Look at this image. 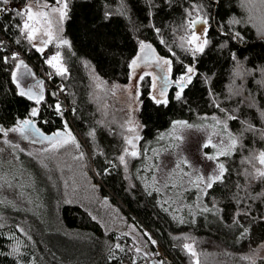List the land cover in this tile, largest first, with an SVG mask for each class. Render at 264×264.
I'll use <instances>...</instances> for the list:
<instances>
[{"label": "trees", "instance_id": "trees-1", "mask_svg": "<svg viewBox=\"0 0 264 264\" xmlns=\"http://www.w3.org/2000/svg\"><path fill=\"white\" fill-rule=\"evenodd\" d=\"M28 2L55 5V0L0 3L7 9L0 11V127L30 120L53 136L65 132L66 123L79 148L69 143L44 160L16 151L32 186L21 187L28 197L21 204L0 199V264H264V258L252 260L264 247V180L252 175L261 166L252 157L264 151V139L259 132L243 131L247 124L241 123L264 129V0H67L64 75L21 33L23 21L16 12ZM201 16L209 43L193 57L181 38L195 30L188 22ZM141 41L172 61L170 73L165 65L172 85L163 89L168 104L158 105L152 99V75H141L140 155L126 156L125 169L119 156L126 147L132 151L125 142L131 133L114 98L118 87L131 82V62ZM20 59L45 85L39 104L19 94L13 75ZM185 66H194L196 75L176 100L174 82ZM60 91L68 116L51 102ZM213 117L225 121L239 143L220 157L225 171L206 193L209 214L179 224L138 180L137 170L149 146L175 121Z\"/></svg>", "mask_w": 264, "mask_h": 264}, {"label": "rangeland", "instance_id": "rangeland-1", "mask_svg": "<svg viewBox=\"0 0 264 264\" xmlns=\"http://www.w3.org/2000/svg\"><path fill=\"white\" fill-rule=\"evenodd\" d=\"M27 4H32L34 9H37L39 5H44L37 4L36 2H28ZM21 19L24 22V17L21 16ZM52 19L53 32L57 38L45 45L43 41L47 40L48 37L43 33L47 30L48 25L43 24L41 31L36 34V38L31 42L36 49L43 48L42 52L38 51L43 55L46 62L59 53V61H53L56 67L50 65L57 71L58 68H65L62 64L61 55L63 51H66L68 45L61 44L60 40L65 38L63 30L66 19L62 23L58 21L57 16H53ZM205 30L206 25L197 24L194 32L203 40L205 39ZM137 56H141V60L138 61L139 66L136 67L135 70L132 68L133 76H135L137 68L149 67L156 62L153 56H157V54L155 51L154 53H150L146 50L145 53L139 51ZM146 56L148 57L147 60H145ZM20 60H23L24 65L27 67L20 66L17 70L16 66L14 71V75L19 82V91L20 88H24L26 92L31 90L36 95H42L44 98L45 85L43 81L40 80L38 71L25 59ZM20 60H18L17 65ZM145 72L151 74L150 71ZM141 75L135 82L132 76L129 85L118 87L116 89V97L114 98V101L124 109L121 118L126 127H134L136 129L129 137L139 135L137 112L139 105V84L140 78L143 76ZM17 80H15L16 83ZM153 89L155 93V88ZM163 89L164 88H160V91H158L157 94L155 93V96L161 98L159 93L163 91ZM32 100L36 101L35 99ZM219 120L223 121L221 119ZM128 121H132V124L130 125ZM179 121L185 122L184 120ZM176 122L178 121H175L170 130L161 133L157 141L149 146V152L145 154L142 164L138 167L137 176L138 180L144 184L152 194L157 196L161 207L171 219L175 222L177 220L179 224H184V221L188 223L190 220H195L196 222L199 216L205 217L209 214V208H207L204 202L206 193L209 189L206 184L210 177L219 174L218 165L222 163L220 157L223 155L217 156L216 159H207V156H216L218 151L217 148L211 145L203 147V145L208 141L209 137H211L212 144L226 147L230 143L228 133L231 132L228 128L222 131V125L216 124L212 118H199L194 122L186 121L188 124L193 125L191 128L180 127L179 125L174 127ZM0 134V199H13L18 204H21V202L28 199L21 187H30L32 184L25 180V175L23 171L20 170L21 167L19 166L20 163L16 151L24 152L40 160H44L48 158L51 151V144L49 141L39 143L40 141L35 139L30 132L25 134L27 138L16 132H9L7 137H5L3 133ZM161 136H163L164 139H160ZM178 136H182L183 139H176ZM5 140L10 143H5ZM135 143L137 145L135 150H139V140H135ZM13 145L17 147H13ZM45 149L50 150L45 151ZM131 150L133 149L131 148ZM183 160H187L188 163H183ZM177 163H180L179 168L176 167ZM189 165L191 166L189 167ZM156 166H158L159 170H157ZM260 167L264 168V166ZM197 177H203L204 180L199 181ZM23 184L24 186H22ZM197 184H199V187L196 186ZM157 252L159 257L164 258L162 254L163 251L160 247L157 248ZM262 258H264V247L260 254L252 256V260L256 262L258 259Z\"/></svg>", "mask_w": 264, "mask_h": 264}, {"label": "snow or ice", "instance_id": "snow-or-ice-1", "mask_svg": "<svg viewBox=\"0 0 264 264\" xmlns=\"http://www.w3.org/2000/svg\"><path fill=\"white\" fill-rule=\"evenodd\" d=\"M9 2H10V0H0V3H2L4 5H8ZM55 5H58V6H55ZM55 5L50 6L48 4H44V5H39L37 9H34L32 4H27L25 7L21 8L19 11L16 12L17 16L24 17V22H23V26L21 28V33L26 35V38L30 42L36 38V34L41 31L43 24L48 25L47 30H45L43 33L44 35H46L48 37V39L43 41V43L45 45H47V44L51 43L53 41V39L57 38L53 32V19H52V17L57 16L58 21L61 23L65 19H67V17H68V2H67V0H55ZM0 11H7V9H0ZM189 15H191V13H189ZM197 24L206 25L207 20L204 19L203 16H201L197 20H190L188 22V27L190 29H195ZM38 25H39V27H38ZM157 32H159V29H157ZM181 39L188 45V50L190 51V53L193 57L197 56V54H203L205 51V47L209 43L207 39L202 40L200 38V36H198L194 31L190 35H188L186 37H182ZM17 43H19V41H17ZM60 43L64 44V45H68L69 41L66 39H61ZM161 43H163V41H161ZM185 43H182L181 47H184ZM38 50L42 52L43 48H40ZM146 50H148V52H150V53H154V51H155L154 49H152V46L150 44H146L145 42L141 41L140 42L141 53H145ZM173 55H175V53H173ZM17 58H18L17 53H14L11 57V59H13V60H16ZM153 58L157 64L168 65L167 71L169 73L171 72V70H172L171 69V64H172L171 60H164L158 56H153ZM3 59H4V62H7V60H8L7 57H4ZM59 59H60L59 53H57V55L53 56L47 62L50 65H52L53 67H56V65L53 64V61H59ZM147 59H148V57L146 56L145 60H147ZM233 59H235V56H233ZM140 60H141V56H137L135 59L132 60L131 67L133 68V70H135V68L139 66L138 61H140ZM20 66L27 67L26 65H24L23 60L19 61V64L17 65V70L19 69ZM57 71L59 72L60 75H64L66 73L67 69L66 68H58ZM236 74L241 75L239 70H237ZM195 75H196V70H195L194 66H185L184 73L182 75H180L177 78V80L174 82L176 84L177 89H178V91L175 94L176 100L181 99L182 94L184 92V89L186 87H188L189 84H191L193 77ZM13 79L17 80V77L15 75H13ZM153 79L155 80V77H153ZM17 86L19 87L18 80H17ZM153 87L155 88V84H153ZM19 94L21 96L27 95L29 99H35L37 104H39L41 102V100L43 99L42 95H36L31 90H28L26 92L24 90V88H20ZM159 96L161 98H157V96L152 97V99L155 101V103L158 105L159 104L167 105L168 100L166 98H164L165 92L161 91L159 93ZM252 103L254 104V101ZM216 107H219V105L217 104ZM56 110L58 112L60 111V105L59 104L56 105ZM37 114H38V109L33 108L31 111V115L36 116ZM261 116L264 117V111H261ZM212 119L216 122V124L222 125V129H221L222 131L227 129V123L226 122L220 121L216 117H213ZM228 119L236 120L238 118L236 116H228ZM32 123L33 122L30 120H24V121H21L18 124V126L13 127L11 129H5L3 127H0V133H3V135L5 137H7L9 131H11V132L19 133L21 136H24L25 138H27V136L25 134L32 130ZM128 123L131 125L132 121H128ZM241 123L247 124V126L243 129V131H248V132H253V133L259 132L261 135V138L264 139V129H256L255 126L249 122H241ZM176 125H179L180 127H188V128L193 127V125L188 124L186 121L185 122L178 121V122H176L174 127ZM65 129H66L65 132H57L51 137H44L45 140H48L50 142L51 150H57L60 147H64L65 145H68L69 143H71V144L75 145L77 148H79V144L76 142V138L72 135L71 131L67 129L66 123H65ZM127 131L132 133V132H135L136 129L134 127H128ZM92 134L94 135V133H92ZM228 138H229L230 143L226 147H222V146L212 144L211 137H209L208 141L203 145V147H208L209 145H211L212 147L217 148L218 151L216 153V156H207V159L212 160V159H216L217 156H220V155H229L230 152L237 147V145L239 143V138L232 135L231 133H228ZM139 139H140L139 135H136L135 137H125L126 144L129 145L133 149L132 151H129V148H127V147L124 148L123 154L119 156V160L122 164H124L125 169H127V161L125 159L126 156H131V157L135 158V157H138L140 155V152L138 150H135L137 148L135 140H139ZM160 139H164V137L161 136ZM176 139L182 140L183 137L178 136V137H176ZM4 142L10 143L7 140H5ZM13 147H17V146L13 145ZM49 150L50 149H45V151H49ZM157 155H158V153H157ZM252 160H256V161H258V163L261 166H264V151L260 152L258 155H254L252 157ZM182 162L185 164L188 163L187 160H183ZM190 166L191 165H189V167ZM176 167L179 168L180 163H177ZM254 167H255V165H254ZM156 168H157V170H159L158 166H156ZM218 168H219V174L214 176V177H210L208 179L207 184H206L207 188H211L213 183L216 180H220L222 178L223 173L225 171L224 164L223 163L219 164ZM252 175H253V179L264 180V168L256 167L255 173ZM197 180L203 181L204 178L203 177H197ZM196 186L199 187V184H197ZM261 195H264V193H261ZM151 242L153 244L156 243L155 240H152ZM184 247L187 248L190 252H192L193 255H195V253L192 251V248L190 245L185 244ZM116 248H120V250L123 251V249L121 248V246L119 244L116 245ZM136 251L140 252L141 249L137 248Z\"/></svg>", "mask_w": 264, "mask_h": 264}, {"label": "flooded vegetation", "instance_id": "flooded-vegetation-1", "mask_svg": "<svg viewBox=\"0 0 264 264\" xmlns=\"http://www.w3.org/2000/svg\"><path fill=\"white\" fill-rule=\"evenodd\" d=\"M149 69L150 73L152 74V77H155V80H153L157 84L158 89L165 88L167 90L172 85H169L170 81L166 73L165 65H160L154 62L151 66H149Z\"/></svg>", "mask_w": 264, "mask_h": 264}, {"label": "built area", "instance_id": "built-area-1", "mask_svg": "<svg viewBox=\"0 0 264 264\" xmlns=\"http://www.w3.org/2000/svg\"><path fill=\"white\" fill-rule=\"evenodd\" d=\"M49 78H50V82H51L52 76L48 77V79ZM46 80H47V78H46ZM47 82L50 83L49 81H47ZM53 89H54L53 85L52 84H49L48 90L49 91H52ZM61 91L59 93H61ZM51 102L53 103V106H56L57 104H59L60 105V110L63 111V112H65L67 114V116L69 115L70 107L67 104L66 98H65V96L62 93L56 98V100L51 101ZM158 247L159 246H157V248ZM160 255H162V254H160Z\"/></svg>", "mask_w": 264, "mask_h": 264}, {"label": "water", "instance_id": "water-1", "mask_svg": "<svg viewBox=\"0 0 264 264\" xmlns=\"http://www.w3.org/2000/svg\"><path fill=\"white\" fill-rule=\"evenodd\" d=\"M145 71H150L149 67H140V68H137L133 81L135 82V81L139 78V76H140L143 72H145ZM166 73H167V71H166ZM167 76H168V73H167ZM169 85H171V82H169ZM157 90H158V89H157V84L155 83V93H158ZM32 132H33L34 137H36V138H40V139H43V140H45L44 137H51V136H46V135H44V134H43L38 128H36V127H32Z\"/></svg>", "mask_w": 264, "mask_h": 264}, {"label": "bare ground", "instance_id": "bare-ground-1", "mask_svg": "<svg viewBox=\"0 0 264 264\" xmlns=\"http://www.w3.org/2000/svg\"><path fill=\"white\" fill-rule=\"evenodd\" d=\"M55 93V92H54ZM16 163V162H15ZM19 197V196H18ZM20 197H22V196H20ZM17 199V198H16ZM21 199V198H20ZM19 202V201H18Z\"/></svg>", "mask_w": 264, "mask_h": 264}]
</instances>
